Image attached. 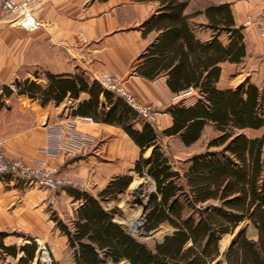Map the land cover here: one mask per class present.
I'll use <instances>...</instances> for the list:
<instances>
[{"label": "crops", "instance_id": "crops-1", "mask_svg": "<svg viewBox=\"0 0 264 264\" xmlns=\"http://www.w3.org/2000/svg\"><path fill=\"white\" fill-rule=\"evenodd\" d=\"M182 1L187 3L184 13L189 15L187 27L195 41L207 44L217 37L224 48L232 42L231 32L210 26L206 12L210 6L228 4L232 28H241L246 54L239 60L226 59L215 64L220 70L217 89L237 90L247 83L263 89L264 78L260 77L264 74V36L259 34L254 20L264 9V0H220L196 8L195 13L190 12L187 0ZM33 6L34 17L42 22L35 30L16 24L15 16H0V152L10 159L57 167L59 178L79 185L63 186L49 202L53 194L49 189L18 176L0 177V264H39L45 258L40 254L45 253L52 255L50 264H78V247L72 245L56 218L74 232L75 224L81 221V209L93 198L106 211H114L112 217L120 223L116 217L121 212L118 202H125L134 178L142 177L140 164L147 171L142 161L152 163L157 148L172 169L182 171L195 155L207 150L208 141L218 132L207 124L193 144L184 143L179 135L163 134L174 123L170 107L192 106L201 95L195 90H173L169 71L150 76L147 59L141 57L163 33L145 27L146 22L160 17V0H35ZM103 74L117 76L138 101L155 108L157 120L151 125L158 137L154 146L137 144L127 130L131 126L141 132L146 124L141 116L131 115L124 123L105 122L102 113L110 104L104 96L96 112L86 110L91 94L80 88L79 79L90 85L99 82ZM67 80L76 82L78 98L72 97L70 91L61 97L64 90L58 83ZM68 98L78 104L79 113L70 108ZM90 116L95 119L84 118ZM70 123L75 126L68 128ZM62 129L67 138L60 140ZM209 129L213 135L206 138ZM260 129L264 126L256 130ZM256 130L248 128L242 132L248 138L264 136L249 135ZM199 142H204V150L192 151ZM173 145L189 151H177L179 157L186 155L180 160L183 166H178L177 158L171 155ZM118 177H132V182L127 188L106 193ZM163 224L171 228L172 234L174 227L168 222ZM242 224H246L245 228L231 244L246 235L248 225L256 228L251 221ZM236 230L222 235L219 243ZM258 236V229L256 238L246 235L253 240ZM227 249L221 248L219 260L224 259ZM99 264L114 263L101 259Z\"/></svg>", "mask_w": 264, "mask_h": 264}, {"label": "trees", "instance_id": "trees-1", "mask_svg": "<svg viewBox=\"0 0 264 264\" xmlns=\"http://www.w3.org/2000/svg\"><path fill=\"white\" fill-rule=\"evenodd\" d=\"M160 1L163 6L160 17L152 18L145 27L157 28L163 33L141 57L147 59L150 76L169 71L173 90L178 93L195 90L201 95L192 106L170 107L174 123L163 134L179 135L184 143L193 144L207 124L218 132L208 141L207 150L195 155L182 171L172 169L157 148L152 163L142 161L156 187L150 194L142 229L152 232L168 222L174 231L150 247L115 221L114 211H106L93 198L81 209V221L75 224L74 232L56 218L58 225L72 245L78 247V264H99L101 259L114 264L122 261L128 264H264V136L248 138L242 132L264 126V88L247 83L237 90L222 91L215 84L220 74L216 63L239 60L246 54L241 28H232L228 4L210 6L206 11L210 26L231 32L232 42L224 48L215 37L203 44L194 40L187 27L189 15L184 13L187 3ZM79 82L80 88L91 94L90 101L85 103L86 110L96 112L101 96L109 102V109L102 113L105 122L124 123L131 115H137L127 101L104 89L99 82L90 85L84 80ZM58 86L64 90L61 97L70 91L72 97L78 98L76 82L62 81ZM76 112L79 113V108ZM127 130L143 147L154 146L158 137L147 121L141 132L132 130L131 126ZM139 172L144 175L141 164ZM131 182L132 177H118L106 193L127 188ZM245 221H251L258 229V239L242 235L227 249L224 259L219 260L220 238L233 233ZM30 257L33 259L34 254Z\"/></svg>", "mask_w": 264, "mask_h": 264}, {"label": "built area", "instance_id": "built-area-1", "mask_svg": "<svg viewBox=\"0 0 264 264\" xmlns=\"http://www.w3.org/2000/svg\"><path fill=\"white\" fill-rule=\"evenodd\" d=\"M35 0H0V16H15L14 22L19 26H23L29 30H35L42 26V22L33 15V3ZM258 28L259 34L264 36V9L254 20ZM99 83L109 92H114L131 106L137 115L144 118L145 121L155 124L157 115L152 105L143 104L136 97L123 87L120 79L114 75L103 74L99 79ZM68 105L73 111L78 109V104L72 98H68ZM92 121L91 117H84ZM75 124H68V128H73ZM64 129L60 131V140L66 139ZM59 169L57 167H46L42 165H34L23 160H14L8 158L3 152H0V177L8 175L18 176L26 181L36 183L42 187L49 189L53 194L49 198V202L53 201L54 193L59 191L65 185L78 186L74 181H66L59 178ZM156 191V188L153 192ZM139 233V231L137 232ZM136 233V234H137ZM143 235V234H140Z\"/></svg>", "mask_w": 264, "mask_h": 264}, {"label": "rangeland", "instance_id": "rangeland-1", "mask_svg": "<svg viewBox=\"0 0 264 264\" xmlns=\"http://www.w3.org/2000/svg\"><path fill=\"white\" fill-rule=\"evenodd\" d=\"M190 5V12L195 13L196 8L198 7H204V6H210L211 4H215L220 0H187ZM223 39V38H222ZM242 76L239 78L241 80ZM264 78V74L261 75L260 79ZM121 81V80H120ZM122 86L123 82L121 81ZM127 89V88H126ZM128 90V89H127ZM137 99V98H136ZM87 121V120H86ZM90 121V120H88ZM264 134V129L251 131L249 132V135L252 137L262 136ZM213 135L212 130L209 129L206 132V138L211 137ZM188 150V149H187ZM187 150H180L177 148V145H173L170 148L171 155H175L177 158L175 161L178 162V166H183L182 163H180V160L183 161L185 159L186 155H181V157L178 156V152L180 153H186L189 152ZM204 150V142H199V144L195 147H192V151L199 152ZM145 181L147 183L146 190L142 193V195L138 196L135 194V189L133 188L134 184L138 181ZM155 181L152 178L151 175L145 172V174L140 177L136 176L132 182V184L129 186L128 193L125 194L124 199L125 202L119 201V209H121L120 214H116L117 220L122 223L128 231H131L133 234L137 235L138 238L150 247H154L155 243L158 242L162 237H164L166 234H169L172 230L171 228L166 224H162L158 229L153 230L152 232H147L142 229L145 220L147 218V208H145V205L148 204V200L150 197V194L155 190ZM128 200V201H127ZM116 213V212H115ZM119 213V212H118ZM137 222V224H136ZM246 224H241L238 226V229L234 234L225 235L221 240V248L222 250H226L228 246L231 244L230 242L234 239L235 235L245 228ZM139 231V233H137ZM137 233V234H136ZM143 234V235H140ZM246 235L250 238H256L257 237V229L253 228L251 225L247 227V233ZM40 256L45 257L43 260H40ZM39 264H50L49 257L52 259V255L49 253L40 254ZM123 264V263H120Z\"/></svg>", "mask_w": 264, "mask_h": 264}, {"label": "bare ground", "instance_id": "bare-ground-1", "mask_svg": "<svg viewBox=\"0 0 264 264\" xmlns=\"http://www.w3.org/2000/svg\"><path fill=\"white\" fill-rule=\"evenodd\" d=\"M147 183L145 181H138L134 184L133 188L135 189V194L138 196L142 195V193L146 190ZM137 224V222H136Z\"/></svg>", "mask_w": 264, "mask_h": 264}, {"label": "water", "instance_id": "water-1", "mask_svg": "<svg viewBox=\"0 0 264 264\" xmlns=\"http://www.w3.org/2000/svg\"><path fill=\"white\" fill-rule=\"evenodd\" d=\"M147 205H148V204L145 205V208H147Z\"/></svg>", "mask_w": 264, "mask_h": 264}]
</instances>
